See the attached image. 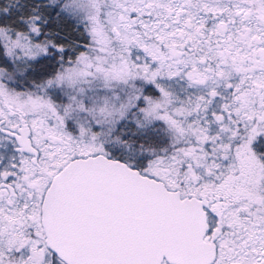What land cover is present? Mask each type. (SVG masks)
<instances>
[{
	"label": "snow or ice",
	"instance_id": "obj_1",
	"mask_svg": "<svg viewBox=\"0 0 264 264\" xmlns=\"http://www.w3.org/2000/svg\"><path fill=\"white\" fill-rule=\"evenodd\" d=\"M0 264H264V0H0Z\"/></svg>",
	"mask_w": 264,
	"mask_h": 264
}]
</instances>
